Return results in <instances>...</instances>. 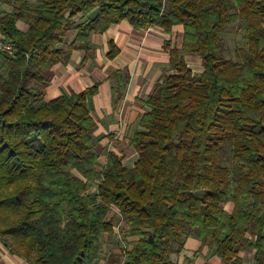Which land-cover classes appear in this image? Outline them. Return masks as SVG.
<instances>
[{
    "label": "trees",
    "instance_id": "1",
    "mask_svg": "<svg viewBox=\"0 0 264 264\" xmlns=\"http://www.w3.org/2000/svg\"><path fill=\"white\" fill-rule=\"evenodd\" d=\"M18 2L0 16L17 49L0 51V238L10 251L29 264H99L107 234L121 250L105 264H172L195 235L226 262L251 250L264 264V0ZM123 20L138 30L181 25L184 37L181 48L166 41L173 73L143 100L150 111L131 138L137 162L110 151L99 168L88 106L99 83L44 97L56 64L76 50L86 62L91 35ZM229 26L245 41L237 60L224 53ZM187 54L202 58V72ZM110 79L116 106L129 74Z\"/></svg>",
    "mask_w": 264,
    "mask_h": 264
},
{
    "label": "crops",
    "instance_id": "2",
    "mask_svg": "<svg viewBox=\"0 0 264 264\" xmlns=\"http://www.w3.org/2000/svg\"><path fill=\"white\" fill-rule=\"evenodd\" d=\"M19 0H1L0 16L13 12ZM31 6L38 0H29ZM82 18H77V26ZM17 26L27 31L29 23L19 20ZM74 28L67 36L70 42L76 35ZM0 37L4 34L0 30ZM184 29L176 25L171 32L159 26L147 30L135 29L129 21L123 20L113 24L102 33L91 35L92 57L82 62L84 52L74 51L67 64H56L53 67L54 78L47 87L44 102H49L62 95L81 92L99 83L98 91L88 96V106L94 117L97 128L94 132V148L100 154L99 168L102 167L110 151L122 158L123 164L133 167L139 155L131 144L135 132L141 130L140 119L150 111L143 100L155 90L159 82L173 73L170 68V54L165 43L170 41L172 47L181 48ZM118 50L110 57L112 45ZM189 68L194 73L203 71L202 58L198 55H185ZM117 70H126L129 82L124 96L116 106L113 104V82L110 76ZM114 215L111 213L110 217ZM104 242H110L104 234ZM104 245V249H105ZM235 261V262H234ZM254 251L239 253V259L224 261L209 245H203L195 235L186 239L184 249L172 255V264H254ZM0 264H29L24 258L10 251L0 238Z\"/></svg>",
    "mask_w": 264,
    "mask_h": 264
},
{
    "label": "rangeland",
    "instance_id": "3",
    "mask_svg": "<svg viewBox=\"0 0 264 264\" xmlns=\"http://www.w3.org/2000/svg\"><path fill=\"white\" fill-rule=\"evenodd\" d=\"M232 28V29H231ZM228 29H230L229 31H227L223 36H224V40H225V56L227 58L230 59H240L241 57V53L237 48H241L245 45V41L242 38V34L239 33L236 28L234 29V26H229ZM230 150H231V144H227L225 146V151H224V163L227 165H230L231 162V154H230ZM96 186H92V189H95ZM227 209H231L232 205L228 204L225 206ZM117 212V211H116ZM115 212V213H116ZM117 218V217H116ZM123 222L120 223V225H118L117 227L120 226V228L123 226ZM123 235V232H121ZM111 240V239H109ZM116 240H111L110 242H104L105 245V249H103V252L101 253V257H100V261L99 264H105L107 257L112 253L113 249L116 250ZM123 244V243H121ZM119 250H121L119 247L116 251L119 252Z\"/></svg>",
    "mask_w": 264,
    "mask_h": 264
},
{
    "label": "built area",
    "instance_id": "4",
    "mask_svg": "<svg viewBox=\"0 0 264 264\" xmlns=\"http://www.w3.org/2000/svg\"><path fill=\"white\" fill-rule=\"evenodd\" d=\"M0 3H1V0H0ZM0 51L6 52L9 55H12L13 56V55L16 54L17 49L15 48V46L13 45V43L10 40H8V39H6L4 37H0ZM116 211L117 210H115V212ZM116 231L118 233V231H119V228L118 227H116ZM125 246H126V244H124V247ZM124 259H125V256H122V260H121V263L122 264H123Z\"/></svg>",
    "mask_w": 264,
    "mask_h": 264
}]
</instances>
